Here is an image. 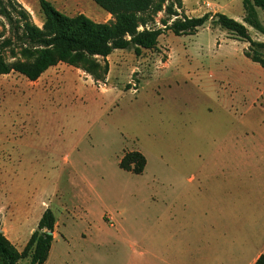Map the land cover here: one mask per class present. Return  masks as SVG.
Listing matches in <instances>:
<instances>
[{"label":"rangeland","instance_id":"rangeland-1","mask_svg":"<svg viewBox=\"0 0 264 264\" xmlns=\"http://www.w3.org/2000/svg\"><path fill=\"white\" fill-rule=\"evenodd\" d=\"M17 1L41 26L38 0ZM49 1L67 15L112 19L93 0ZM242 1L180 0L178 7L165 0L146 27L217 12L243 22ZM256 14L264 27V11ZM245 25L264 42L263 32ZM247 48L208 21L192 34L164 29L157 46L139 56L114 49L104 80L62 62L36 81L0 74L5 236L22 250L49 207L59 223L44 264H146L154 217L171 201L193 214L196 200L210 196L197 180L187 182L194 167L211 174L225 165H264V67ZM4 54L12 60L8 49ZM132 150L146 158L142 173L118 165Z\"/></svg>","mask_w":264,"mask_h":264},{"label":"trees","instance_id":"trees-1","mask_svg":"<svg viewBox=\"0 0 264 264\" xmlns=\"http://www.w3.org/2000/svg\"><path fill=\"white\" fill-rule=\"evenodd\" d=\"M112 19L94 21L83 13L67 15L57 10L49 0H38L43 14L42 25L35 24L28 10L17 0H0V74L17 72L35 81L50 66L58 63L78 68L93 80H104L108 72L106 56L114 49L131 48L135 55L143 49H154L164 29L175 35L192 34L208 21L225 29L230 37L248 43L247 57L264 67V42L251 38L248 25L264 33L256 10L264 11V0H243V22L223 13L176 17L163 28L146 27L153 15L161 10L165 0H93ZM178 7L180 0H176ZM167 13H173L169 5ZM177 15V14H175ZM142 26L141 29L139 27ZM12 58L6 59L4 50ZM102 58L103 62L98 59ZM145 156L132 150L125 152L118 165L135 174L142 173ZM55 212L47 207L37 220L22 250L0 232V264H17L28 257V264H44L51 248ZM254 264H264L260 256Z\"/></svg>","mask_w":264,"mask_h":264},{"label":"crops","instance_id":"crops-1","mask_svg":"<svg viewBox=\"0 0 264 264\" xmlns=\"http://www.w3.org/2000/svg\"><path fill=\"white\" fill-rule=\"evenodd\" d=\"M102 16L111 18L107 12ZM207 172L194 167L186 177L188 183L197 180L200 193L210 189L209 197L196 200L193 214L184 204L177 211L171 201L166 213L154 217L146 264H254L264 256V165L231 164Z\"/></svg>","mask_w":264,"mask_h":264},{"label":"water","instance_id":"water-1","mask_svg":"<svg viewBox=\"0 0 264 264\" xmlns=\"http://www.w3.org/2000/svg\"><path fill=\"white\" fill-rule=\"evenodd\" d=\"M2 230L0 229V232H1ZM48 233H52L51 231H48Z\"/></svg>","mask_w":264,"mask_h":264}]
</instances>
